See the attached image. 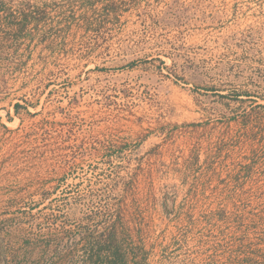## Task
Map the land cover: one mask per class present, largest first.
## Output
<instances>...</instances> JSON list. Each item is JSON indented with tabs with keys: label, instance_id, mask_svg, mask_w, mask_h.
I'll return each mask as SVG.
<instances>
[{
	"label": "rangeland",
	"instance_id": "374dc122",
	"mask_svg": "<svg viewBox=\"0 0 264 264\" xmlns=\"http://www.w3.org/2000/svg\"><path fill=\"white\" fill-rule=\"evenodd\" d=\"M261 106L264 0H0V264H264Z\"/></svg>",
	"mask_w": 264,
	"mask_h": 264
},
{
	"label": "trees",
	"instance_id": "16d2710c",
	"mask_svg": "<svg viewBox=\"0 0 264 264\" xmlns=\"http://www.w3.org/2000/svg\"><path fill=\"white\" fill-rule=\"evenodd\" d=\"M26 19V18H25ZM26 21V20H25ZM20 106L18 104L15 105V109H18ZM262 108H264V106H261ZM107 264H112L111 262H106Z\"/></svg>",
	"mask_w": 264,
	"mask_h": 264
}]
</instances>
